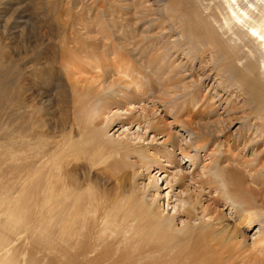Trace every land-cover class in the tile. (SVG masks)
<instances>
[{"label": "bare ground", "instance_id": "6f19581e", "mask_svg": "<svg viewBox=\"0 0 264 264\" xmlns=\"http://www.w3.org/2000/svg\"><path fill=\"white\" fill-rule=\"evenodd\" d=\"M90 1H92V3L89 5L88 2ZM95 1L96 0H87L86 4H82V1L76 0L78 6H81V8L79 7V10L81 9L80 12L86 11L89 8L93 9ZM154 2H156V6L151 5V0H111V4L116 5V9H110L109 12L112 11L114 14L118 15L121 14L118 9H121L123 14L122 16H118L117 20L114 17L115 20L112 22L110 21L108 27L113 26L114 22L117 21L119 29H116V26H114L115 31L123 34V36H125L124 34L127 30L134 27L126 18L127 15L124 13L125 10L130 11L129 9H133L134 16H138L139 14L145 16L151 12V14L157 17V19L151 18V29H154V27L157 28L156 26H158L161 30L159 33L154 34V38L151 36V45H148V47L144 49L141 48L142 54H140V49H134L135 46L131 49L126 48L127 45L124 43L120 44V41H123V39L119 41V45L117 46L120 47V51L119 48L114 50L111 48L106 49V47H104L105 49L100 48V50L96 51L98 54L101 51L98 58H95L97 54L92 52L90 54L87 53L89 50L87 52L85 50V53L81 50L83 56L79 57L78 55L80 54L78 53L76 55V50L74 51L73 47H70L73 52L70 51L71 53L68 52V54H71L70 58L72 59L68 58L72 62L67 60L65 66H63L67 72L66 76L64 75L65 78L61 72V76L56 80L57 85H54L52 89L50 88V90L46 91L42 88V84L46 82L43 83L40 79L34 83L36 85L35 92L38 94L37 98L40 97L44 99L49 96L50 99L54 101L53 106L58 109H54L56 112L58 111L57 116H59V119L63 118L64 122L65 120L69 122L72 110L74 115L73 123L78 127V130L75 129L78 131L76 137L70 136L69 138L68 135L69 139H67L62 136L59 142L55 141L56 147L52 145L58 150L57 152L60 153L56 155L55 158L53 157L54 163L52 161V178L58 188L53 186V182L51 183L48 179V187L46 184L47 188L45 190L42 189L43 181H41L37 175L33 177L31 174V178L28 177V180L25 179L22 184L20 183L22 186V194L19 195L16 193L21 196L20 200H18L26 213L37 216L42 221V229L40 228L41 230H39V246H36L40 253L39 256H41L39 263H41V261H46L50 262V264H122L121 258L124 257L120 256V253L124 249H122L121 244H123V239L131 233L132 236H150L151 244H149V242L148 245L151 246V264H264V228H261L260 238L254 241L253 246L250 248V253H247L249 249L246 251L240 249L239 243L237 242V235H233L235 232L248 231L258 223H261V220L264 219V177L259 178L255 175L253 176L255 180H247L246 173L244 172L246 171L245 165L247 166V164L250 163L249 161L234 160L233 165L228 167V169L216 172V182L206 184L207 186L209 185V189L212 193L213 190L218 192L220 186L223 188V192H220L219 196L214 199L215 203L231 200L233 203L240 206L243 200L247 201L246 204H248V207L243 210L239 219V224L232 229H219L220 231L212 229L210 233L200 231L196 235H194L195 232L189 234L185 231L189 234V236L185 234V238L178 237V235L175 234L177 231L174 233V228L172 227L173 218H164L161 214L162 211L157 207L150 206V204L146 202L147 199L145 200L144 197H139L143 196V194H140L141 191H137L138 194L136 192L134 193L137 194V196L133 194L130 196L129 192H126L129 194V197L124 199L117 207L108 211L111 205H106L102 201V197H99L98 194L89 190L81 193V190L85 187L83 183L82 186L80 185V188L83 189L70 187V184L72 183L73 186L78 178L74 180V178L69 176L74 182H71L69 184L70 186L64 183L63 177L68 176L65 175V173L69 172H65V169L75 167L76 165L72 166L75 164V159H86L91 166L99 163L101 167V165L105 164L114 154L121 155L122 157L126 155L123 152L124 148L122 146L116 147L113 146L115 143L111 144V141L110 143L107 142L104 135V130L106 129L104 128L103 130L102 127L104 123L103 117L110 111L111 104H108L109 102L105 98H102L100 91L97 90V83L95 80L96 77L101 76L100 71H103V67L107 68L110 66L109 64H111V66L114 64L113 68H116L115 71L119 77H122V79H130V86L145 87L146 84L142 80L150 79L151 94L155 98L162 100L164 102V107H166L173 116L184 113V118L180 123L183 129H188L192 132L194 139L191 143H186L183 155L189 156L190 149L202 148V146L212 140L216 133L221 134L224 129L227 130L231 126V118L239 109L244 111L247 106L250 113L246 114V117L243 119H250L245 123V132L247 135L253 137V139L259 138L260 142H257L256 146L264 143V0H155ZM40 6H35L36 10H40ZM100 11L103 13V9ZM34 14H36V12ZM112 15L113 14H110L109 16ZM109 20L110 19H108V22ZM167 23L170 24V28H167L169 26L166 25ZM176 23H178L179 26H177ZM114 27L112 28L114 29ZM104 33L105 32L101 33V35H104ZM141 33L147 34L148 32L144 30ZM107 34L105 33V39L109 37ZM112 34L111 32V35ZM119 37L121 38L122 35ZM19 38L23 41L26 40L27 37L24 30ZM108 39L107 42L109 41ZM117 40H119V38ZM145 49H151V67L146 66V69H143L146 71L151 69V71H149L151 77L148 75H143V77L132 62L136 56V54L135 56H133V54L138 52L137 56L139 55L140 59H142L147 51ZM111 50L113 51L110 52ZM122 52L127 55H124ZM54 58L55 57H53V59ZM134 61H136V59ZM141 64L143 65V63ZM125 65L126 67L124 68ZM209 65L213 66V75L210 70L209 73L207 72V66ZM36 69L38 68L36 67ZM94 74L97 76L95 77ZM24 87H26V85ZM135 91L136 88L134 89V92ZM31 99L34 98L31 97ZM94 99L97 102L100 101V104H91ZM63 101H66V104H63ZM240 103L243 104L238 108ZM50 105L52 104L50 103ZM213 108H215L217 115L216 119L211 116V110ZM197 119L208 121L205 125V129L209 133V136L194 127L195 120ZM241 119L242 118H239L238 120ZM227 122L230 124H226ZM77 137L80 139L74 143V139ZM184 141L186 140L184 139ZM246 142L244 146L249 143L248 140ZM32 144H34L33 141ZM9 147L11 148V146ZM38 153L39 152H37V154ZM263 153L264 150L258 151L259 156ZM127 156L129 157L130 155ZM155 160H157L156 164L158 165L162 162L163 157L157 156ZM46 161H48V159ZM113 161L112 163L110 161L111 165ZM104 167L105 166H103L102 169H105ZM124 167L128 169L127 165H124ZM77 168L78 167H76V169ZM74 169L75 168L71 171H74ZM90 169L92 170V168ZM102 169L101 172L103 171ZM96 170H98V168L95 170L93 168V171ZM11 171L13 172V170ZM80 171L83 170L81 169ZM160 171L161 169L159 172ZM112 172L114 171L112 170ZM40 173H43L42 169ZM83 173L85 174V171H83ZM133 174L135 173L133 172ZM75 175L78 174L75 173ZM92 175H94V173ZM95 175H97V173H95ZM128 175V172L123 170L122 174L120 172L119 178L124 181L127 179ZM22 176H24V174ZM133 177L136 176L134 175ZM17 178L16 176V179ZM46 180L47 178L44 179L45 182ZM85 182H88L86 178ZM116 182L118 183L119 181ZM16 183L13 184V188ZM78 183L81 184L80 182ZM78 183H76V186ZM100 183H102V181ZM103 183L102 186L105 184ZM117 183L116 185H118ZM12 190L14 192L15 189ZM12 197L13 200L17 196L14 197L13 194ZM9 198L10 197H8L7 200ZM249 205H253V208ZM11 210L13 211V209ZM15 212L14 214L12 212L11 216L15 215ZM17 217L16 220L18 218L20 219V217ZM2 220L5 221L4 219ZM50 221H52L51 225L53 223L55 225L57 234L56 235L54 232L56 235L54 236L55 239L48 234L47 225ZM12 226H10L11 230H8V232L12 231ZM21 232H23V230ZM4 233H6L5 230ZM26 233H29V231ZM26 233L24 232V234ZM51 233L53 236V232ZM222 233H225L227 236L223 237ZM24 234L22 233L20 235L25 236ZM1 236H3V234L0 235V264H26L25 262L27 260L23 263L15 260L11 250H9L11 248H9L8 242L4 237L1 238ZM30 238L34 240L32 237ZM210 238L215 240L222 238L229 241H226L224 245L214 241L211 244L207 242V239ZM135 244L138 243L136 242ZM49 251L50 253L51 251L53 252L50 257L49 254H46V252ZM35 252L36 251H34V253ZM138 254L134 256H137V259ZM47 257L50 259H47ZM130 257L133 256H129L126 259L133 261ZM134 260L136 261L135 258ZM127 262L124 263L128 264ZM28 263H30V261Z\"/></svg>", "mask_w": 264, "mask_h": 264}, {"label": "rangeland", "instance_id": "374dc122", "mask_svg": "<svg viewBox=\"0 0 264 264\" xmlns=\"http://www.w3.org/2000/svg\"><path fill=\"white\" fill-rule=\"evenodd\" d=\"M36 1L37 0H0V32L2 31L0 33V235L3 234L1 238L4 237L6 239L9 248H11L9 250H11V253L17 262L23 263L27 260L25 262L26 264H50V262L46 261H41V263H39L41 256H39L40 253L36 246H39V230L42 229V221L39 217L26 213L22 208L21 203L19 202L21 197L19 195L22 194L21 184L23 180H28V177L31 178L32 174L33 177L34 175H37V177L43 181L42 189L45 190L48 187V179L51 183L53 182V186L58 188L52 178V174L54 158L60 153L57 152L58 150L54 147H56V142H59L62 139V136L67 139H69L70 136L76 137L78 127L73 123L74 115L72 110L69 122L68 120H65V123L63 118L59 119V116H57L58 111L56 112L55 110L58 109L53 106L54 101L50 99L49 96L44 99H41L40 97L37 98L38 94L35 92L36 85L34 83L40 79L41 82H46L42 84V88L46 91L50 90V88L52 89L54 85H57L56 80L61 76V72L65 78L67 72L63 66H65L67 60L71 61L70 59H72L70 58L71 54H68V52L72 51V48L70 47H73L74 51L76 50V55L78 53L80 54L78 55L79 57L83 56L85 50L86 52L89 50L87 53L90 54L92 52L97 54V56L95 55V58H98L101 51L99 54L96 51L100 50V48L103 49L106 47V49L111 48L113 50L119 48L120 51V47L117 46L119 45V41L123 39V41H120V44L124 43L127 45H125L126 48L131 49L135 46L134 49H140V54H142V49L151 45V38L154 34L159 33L161 28L156 26L157 28L154 27V29H151V18L157 19V17L151 14V12L148 13L149 15L147 14L145 16H142L141 14L134 16L133 9H129L130 11L125 10L124 13L127 15L126 18L129 23H132L131 25L134 26L132 27L133 29L131 28L125 32L124 35L126 36V39L123 34L115 31L114 26H116V29H119L117 21L114 22L113 26L108 27L110 21H114L115 18L117 20V17L120 15L122 16L123 14L121 9H118L119 13H121L118 15L114 14L112 11L109 12L110 9H116V5H112L111 0H96L93 9L89 8L83 12H80L81 9L79 10V7L81 8V6H78L76 0ZM78 1H82V4H86L87 2V0ZM154 1L155 0H151V5H155L156 2ZM35 2L39 6L42 4L40 10H36L37 5ZM91 3L92 1L88 2L89 5ZM101 9H103V13L100 11ZM35 12L36 14H34ZM109 13L113 15L109 16ZM108 19H110L109 22ZM166 25H169L167 28H170V24L167 23ZM176 25L179 26L178 23H176ZM112 27H114V29ZM23 30L27 37L24 41L19 38ZM140 30L141 32L145 30V32L148 33L142 34ZM103 32L106 34L108 33V42L107 39H105V33L104 35H101ZM111 32L113 33L112 35ZM121 35L122 37L120 38L119 36ZM118 38L119 40H117ZM81 50L84 52L81 53ZM145 50L147 51L142 59H140L139 55L137 56L138 52L134 53L133 56H135V54L136 56L132 62L142 76L148 75L151 77L149 72L151 69L149 71L143 69L146 66L151 67V49ZM72 54L75 55L74 53ZM124 55L127 54L125 53ZM53 57L55 58L53 59ZM135 59L138 63L134 61ZM138 60L143 63L144 66ZM109 65L110 66L107 68L103 67V71H100V77H96L97 75L94 74L96 77L95 81L97 83V90L100 91L102 98H105L109 102L108 104H111L110 111H108L103 117L104 123L102 127L103 130L104 128L106 129L104 130V135L107 142L110 143L111 141V144L115 143L113 146L116 147L122 146L124 148L123 152L126 155L122 157L121 155L114 154L112 158L108 159L109 162L107 160L105 164L101 165V167L99 163L94 164L95 166H91L86 159H75V164L72 165H76L73 167L75 168L74 171H71L73 170L72 167L67 168L68 170L65 169V172H69L65 173V175L68 176L63 177L64 183L69 185L71 182H74L71 178H74V180L75 178H78L73 186L72 183L70 184L71 186H69L75 189L84 188L81 190V193L89 190L98 194L99 197H102V201L106 205H111L109 206L108 211L117 207L124 199L129 197V194L130 196L131 194L137 196L138 192L141 191L142 193L140 192V194H143V196L138 195L140 198L144 197L145 200L147 199L146 202L150 204V206L157 207L162 211L161 214L164 218H173L174 221H172V227L174 228V233L177 231L175 234L181 238H185V234L188 233L192 234L195 232L194 235H196L200 231L210 233L212 229L220 231L219 229H232L236 227V225L239 224V219L243 210L248 207V204H246L247 201L243 200L240 206L233 203L231 200H224L222 203H215L214 199L219 196L220 192H223V188L220 186L218 192L213 190L212 193L209 189V185L207 186L206 184L216 182V172L228 169V167L233 165L234 160L250 162L247 166L245 165L246 171L244 173H246L247 180H255L253 178L255 175L259 178L264 177V153L261 156L258 154V151L264 150V143L256 146V143L260 142L259 138L253 139V137L246 134L244 128L246 121L250 119H243L246 117V114L250 113L248 106L244 111L240 109L238 110V112L231 118V126L227 130L224 129L221 134L216 133L212 140L202 146V148L190 149L189 156H185L183 155V150L186 148V143L192 142L194 135L190 130L182 128L180 122L184 118V113L173 116L166 107H164V102L159 98H155L151 94L150 79L142 80L146 84L145 87L143 86L140 88L130 86V79H122V77H119L116 74V68H113L114 64H112V66L111 64ZM36 67L38 69H36ZM125 67L126 65L124 68ZM207 67V72L209 73L210 70L213 75V66L209 65ZM25 85L26 87H24ZM135 88L136 91L134 92ZM31 97L34 99H31ZM92 102L91 104H100V101L97 102L95 99ZM50 103L52 105H50ZM63 104H66V101H63ZM241 104L243 103H240L238 108L241 107ZM211 111L212 118L216 119L217 115L215 108ZM239 118L242 119L238 120ZM229 122L226 124H230ZM207 123V120L201 121L197 119L195 120L194 127L209 136V133L205 129ZM79 139L80 138L78 137L75 138L74 143ZM184 139L186 141H184ZM31 140L34 144H32ZM247 140L249 143L244 146V143H247ZM9 146H11L12 149ZM7 148H10L11 150ZM13 149L18 152H14ZM20 149H23V152ZM37 152L39 153L37 154ZM127 155L130 156L128 157ZM157 156L163 157L162 162L158 165L156 164L157 160H155ZM45 159H48L49 162ZM113 160H116V163ZM110 161L111 163L113 161V166L110 164ZM124 165H127L128 169L127 167H124ZM103 166H105V169H102ZM76 167H78V170ZM90 168H92V170ZM93 168L94 170L98 168V170L93 171ZM41 169L44 174L40 173ZM81 169L85 171V174L83 171H80ZM101 169L103 170L102 172ZM160 169L161 171L159 172ZM11 170H13V172ZM112 170L114 172H112ZM123 170H126L129 174L124 181L119 178L120 172L122 174ZM74 172L78 175H75ZM133 172L135 174H133ZM91 173H94V175ZM95 173H97V175H95ZM23 174L25 177L22 176ZM134 175L136 177H133ZM16 176L18 177L17 179ZM112 177L116 178L114 179ZM46 178L47 180L45 182L44 179ZM85 178L88 182H85ZM100 180L102 183H105H103L105 188L104 185L102 186V183H100ZM116 181L119 182L117 183ZM15 183L16 185H14L13 188V184ZM76 183H78L77 186ZM82 183L85 187L80 188ZM116 183L118 185H116ZM12 189H15L14 192ZM126 192H129V194ZM135 192L137 194H134ZM12 193L14 194V197L17 196L14 198L16 202L14 199L12 200ZM6 196L10 197L9 199L11 200H7L8 197ZM249 206L253 208V205ZM11 209H13V211ZM12 212L13 214L15 212V215L12 214L13 216H11ZM17 216L20 217V219ZM1 217L5 221H3ZM16 217L18 218L17 220ZM51 222L52 221L47 225L48 234L55 239L54 236L57 235L56 229L54 223L51 225ZM10 226H12L13 229L8 232V230H11ZM21 228H24L25 230ZM261 228H264V219L261 220V223H258L248 231H239V233L235 232L233 235H237V242L239 243L240 249L244 251L249 249L247 253H250V248L253 246L254 241L260 238ZM4 230L6 233H4ZM22 230L23 232H21ZM28 231L29 233H26ZM51 232H53V236ZM22 233L25 236L20 235ZM222 235L223 237L227 236L225 233H222ZM30 237L34 238V240ZM213 241L224 245L226 241L229 240L222 238L218 240L213 238L207 239V242L211 244ZM136 242L138 244H135ZM148 243L151 244L150 236H132L131 233H129L127 237L123 239V244H121L122 249H124L120 253V256L124 257L121 258L122 264L127 261L128 264H151V246L148 245ZM30 248L32 249V252ZM34 251L36 252L34 253ZM51 253L53 252L51 251ZM51 253L50 251L46 252V254H49V257ZM137 254L138 259L137 256L134 257ZM129 256H133L130 257L133 261L126 259ZM49 257H47V259H50ZM29 261L30 263H28Z\"/></svg>", "mask_w": 264, "mask_h": 264}]
</instances>
